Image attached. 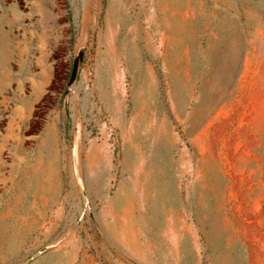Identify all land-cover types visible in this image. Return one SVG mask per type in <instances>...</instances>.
Wrapping results in <instances>:
<instances>
[{
	"label": "rangeland",
	"instance_id": "rangeland-1",
	"mask_svg": "<svg viewBox=\"0 0 264 264\" xmlns=\"http://www.w3.org/2000/svg\"><path fill=\"white\" fill-rule=\"evenodd\" d=\"M0 264H264V0H0Z\"/></svg>",
	"mask_w": 264,
	"mask_h": 264
},
{
	"label": "water",
	"instance_id": "water-1",
	"mask_svg": "<svg viewBox=\"0 0 264 264\" xmlns=\"http://www.w3.org/2000/svg\"><path fill=\"white\" fill-rule=\"evenodd\" d=\"M82 50H79L78 55L76 56V58L73 61V67H72V71H71V76H70V81L69 83L71 84L74 81L76 72H77V68H78V64L82 58Z\"/></svg>",
	"mask_w": 264,
	"mask_h": 264
}]
</instances>
